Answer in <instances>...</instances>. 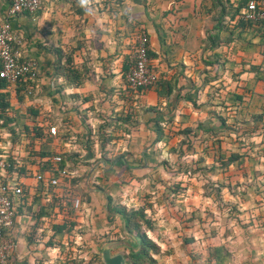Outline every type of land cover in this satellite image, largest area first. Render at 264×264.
Here are the masks:
<instances>
[{"label":"crops","instance_id":"crops-1","mask_svg":"<svg viewBox=\"0 0 264 264\" xmlns=\"http://www.w3.org/2000/svg\"><path fill=\"white\" fill-rule=\"evenodd\" d=\"M246 1L97 0L89 14L79 0H43L11 20L38 77L0 81V155L22 187L9 264H90L101 243L134 240L121 208L144 209L157 264L176 246L196 264L214 241L206 215L223 203L239 211L218 240L232 242V264H264V22L240 18ZM142 33L158 80L133 90L125 74Z\"/></svg>","mask_w":264,"mask_h":264},{"label":"built area","instance_id":"built-area-1","mask_svg":"<svg viewBox=\"0 0 264 264\" xmlns=\"http://www.w3.org/2000/svg\"><path fill=\"white\" fill-rule=\"evenodd\" d=\"M43 0H9L6 17L0 22V78L8 82L38 77V65L33 59H25L20 48L21 39L14 34L11 20L23 12L34 13ZM241 19L249 23L264 22V0H247L241 13ZM127 85L133 90H140L156 84L158 75L150 66L149 38L145 33L139 34L131 54L129 69L125 74ZM49 131L55 134L57 129L50 126ZM60 156L54 160L59 161ZM10 161L0 155V264H9V254L14 246L11 238H6V231L12 226L15 215V197L22 193L18 177H10ZM64 173V171H62ZM37 178L42 179L41 175ZM56 179L51 183L55 184ZM78 204V201H75Z\"/></svg>","mask_w":264,"mask_h":264},{"label":"trees","instance_id":"trees-1","mask_svg":"<svg viewBox=\"0 0 264 264\" xmlns=\"http://www.w3.org/2000/svg\"><path fill=\"white\" fill-rule=\"evenodd\" d=\"M1 80L4 79L0 78V81ZM236 158L239 157H237V155H232L228 161L230 162ZM228 161H223V164H227ZM10 163L11 166H14L12 162ZM185 172L187 173V170H185ZM229 208L236 210L233 206H229ZM115 211L121 215L125 229L135 233V238L133 241H130L131 245L126 255L127 262L129 264H157V258L155 256L160 254V249L145 232V228H151V221L145 216L144 209L139 208L127 211L125 208H121ZM207 249L208 255L205 259L206 264H232V254L224 244H214L210 242Z\"/></svg>","mask_w":264,"mask_h":264},{"label":"rangeland","instance_id":"rangeland-1","mask_svg":"<svg viewBox=\"0 0 264 264\" xmlns=\"http://www.w3.org/2000/svg\"><path fill=\"white\" fill-rule=\"evenodd\" d=\"M224 135L226 136V138H223V139L227 142L226 145L224 144L225 145L224 147H229V148L232 147V149L236 148V146H237L236 141L237 140H234V137L231 136L230 134H228V131ZM220 140H221V138H217V137H214V136H213V138L209 137L206 141L202 142V146L205 149H208L210 151V153H212L211 152L212 150H215V149L220 147V142H219ZM240 142H243V140H240ZM215 143H218L219 146H217ZM232 144H234V145H232ZM204 148H203V150H204ZM210 160H211V158H210ZM212 160H213V157H212ZM222 168H223L224 172L228 173V170L225 169V167H222ZM224 172H223V174H224ZM220 174H222V173H220ZM204 179H205V177H202L201 179H199L200 180L199 183H203V184L206 183V179L205 180ZM243 183H244L243 181H239L237 184H236V182H232V185H230V186H233L234 191L245 192L246 191V189H245L246 186H243L242 185ZM206 185H207V191H212V189L215 190V186H212L213 184L208 183ZM243 187H244V189H243ZM216 207L218 208L217 210H215V211H210L209 210V212L206 215V217L208 219V223H209V225L207 227L208 230H207V236L206 237L208 238L210 236H214V241L215 242L214 241L212 242L214 244H218V242H220V241H218L219 238H221L222 240H228L229 239L228 235H226L225 230L228 229L229 232L231 231L230 225H231L232 221L234 220L233 217H237V214H239L238 210L236 211L234 209H230L229 208V204L223 203L222 205L219 204ZM215 215H216V217H219L220 219L219 218L218 219L215 218ZM215 222H217L216 223L217 225L215 224ZM219 225H223V226L219 227V232H218V237H217V233L215 234V232H214L215 229L213 227H216V226H219ZM181 227H182V225H181ZM209 233H210V235H209ZM202 237H203L204 241L207 239L203 235H202ZM227 242H228L229 245L227 244ZM227 242L224 241V243L221 242L220 244H224L228 249H230V246H231L232 242L231 241H227ZM98 246L101 248L102 247V243H101V245H98ZM98 246H97V249H96L97 252L95 253L94 259L92 260V262H90V264H105L103 259H102V251H101L102 249H100ZM176 248H177L176 249V253H174L172 255V258L175 259V260L172 261L171 264H175L176 262H178V264H182V262H183L182 258L184 257V253L185 252H184V250L181 247L176 246ZM121 249L122 248H117L115 250H118V252L119 251L123 252V251H121ZM123 255L126 258V263L125 264H129L127 262V257H126L127 252H126V250H125ZM207 255H208V249L206 250V252H203V253L196 252L194 255L190 256V258H191V261H193V263H196V264L198 263L199 264L201 262L202 264H206V260L205 259H206Z\"/></svg>","mask_w":264,"mask_h":264},{"label":"water","instance_id":"water-1","mask_svg":"<svg viewBox=\"0 0 264 264\" xmlns=\"http://www.w3.org/2000/svg\"><path fill=\"white\" fill-rule=\"evenodd\" d=\"M119 245H127L128 247H130L131 244L126 241H120L117 243L108 244L104 246L102 250V259L105 264H125L126 263V258L124 257L122 253H116L114 255L110 254V249L117 247Z\"/></svg>","mask_w":264,"mask_h":264},{"label":"clouds","instance_id":"clouds-1","mask_svg":"<svg viewBox=\"0 0 264 264\" xmlns=\"http://www.w3.org/2000/svg\"><path fill=\"white\" fill-rule=\"evenodd\" d=\"M97 2V0H79V5L82 8L91 14L93 12V5Z\"/></svg>","mask_w":264,"mask_h":264}]
</instances>
